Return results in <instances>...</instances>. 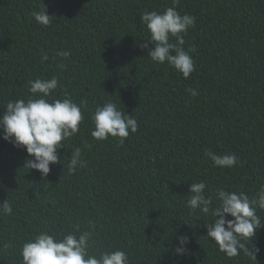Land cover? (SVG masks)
Instances as JSON below:
<instances>
[{
	"label": "trees",
	"instance_id": "16d2710c",
	"mask_svg": "<svg viewBox=\"0 0 264 264\" xmlns=\"http://www.w3.org/2000/svg\"><path fill=\"white\" fill-rule=\"evenodd\" d=\"M171 6L173 0H0V116L8 101L36 98L28 82L37 78H57L50 100L67 93L85 102L80 131L62 141L46 177L27 168L31 157L0 130V203L13 209L0 211V264H23L22 245L42 231L58 238L92 231L90 254L120 249L129 264H264V227L242 241L259 249L255 260L243 252L229 258L207 236L211 212L187 206L193 182L205 183L213 208L218 189L252 197L264 185V0H178L176 10L196 18L182 34L185 50L195 49L188 78L147 54L153 45L140 16ZM43 7L52 17L47 27L31 15ZM109 100L138 121L123 144L91 136V115ZM76 147L87 163L69 174ZM206 151L235 154L237 164L215 166ZM257 215L264 224V210ZM178 236L189 238L181 255Z\"/></svg>",
	"mask_w": 264,
	"mask_h": 264
},
{
	"label": "clouds",
	"instance_id": "9594fccd",
	"mask_svg": "<svg viewBox=\"0 0 264 264\" xmlns=\"http://www.w3.org/2000/svg\"><path fill=\"white\" fill-rule=\"evenodd\" d=\"M178 0H173V6L167 7L163 12L144 11L140 21L146 25L150 38L148 43L153 47L148 51V56L154 62L167 63L170 67L180 72L184 78H188L194 71V60L190 55L194 48L185 50L183 33L194 27L196 18L190 14L181 15L175 5ZM31 15L35 21L45 27L52 22V17L42 11H33ZM170 37H175V43L170 42ZM147 47V44L140 45ZM58 56L67 59L70 51H60ZM48 59L47 55L41 57L42 61ZM29 91L36 98L27 101L17 99L8 101L3 116H0V130L2 138L13 144L14 147H23L31 159H26L28 169H35L41 176L46 177L50 172V164L57 163L60 158L58 150L63 146L62 141L74 136L80 131V124L84 120L85 102L77 104L67 93L63 99H49L50 94L58 87L55 76L50 79L37 78L30 80ZM192 96L198 95L194 89H188ZM94 130L91 136L103 141L111 137L119 139L123 144L130 132L136 133L138 121L124 110L117 107L111 100L98 106L91 115ZM89 147L88 144L84 145ZM215 166L231 168L237 164L235 154L218 155L206 151ZM82 159V149L76 147L71 152V158L67 163V171L74 174L78 168L86 165ZM205 183L203 181L190 183L191 195L187 200V206L192 212L197 209L205 214L211 212L213 221L205 225L207 236L218 245L219 251L227 257H236L243 252L255 260L259 249L250 248L242 241H250L258 229L264 227L257 210H264V185L255 196L249 197L240 192H229L218 189L216 200L218 206L212 207L211 197L204 195ZM0 211L3 214H11L13 209L5 200L0 203ZM218 217V219H215ZM231 217L232 219H228ZM94 228L93 222L89 221ZM94 233L83 231L79 235L69 232L62 238L55 237L47 232H40L35 237L26 241L21 249L20 256L23 264H129V258L125 251L116 249L103 252L99 256L89 253V241ZM189 241L188 236H178V247L175 253L181 255L186 251L185 246ZM10 244H4L7 249Z\"/></svg>",
	"mask_w": 264,
	"mask_h": 264
}]
</instances>
